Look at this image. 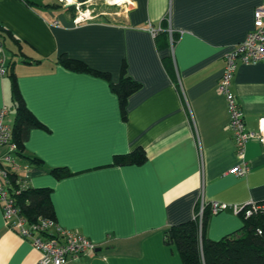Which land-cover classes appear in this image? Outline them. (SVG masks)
<instances>
[{"label":"crops","instance_id":"1","mask_svg":"<svg viewBox=\"0 0 264 264\" xmlns=\"http://www.w3.org/2000/svg\"><path fill=\"white\" fill-rule=\"evenodd\" d=\"M95 1L0 0L12 75L0 78V110L8 107L5 120L12 124L13 77L41 124L23 146L39 164L29 167L28 187L49 189L53 220L96 245L67 264H182L164 233L193 219L201 200L237 207L264 202V146L249 140L248 172L231 173L241 163L217 91L225 55L246 38L264 0H128L130 7L104 9ZM76 8L99 16L75 24ZM148 24L165 32L152 37ZM73 61L107 78L78 70ZM124 66L140 84L125 118L110 88ZM230 90L245 129L257 133L264 63H238ZM138 148L146 153L142 165H112L115 156ZM57 168L70 175L56 179L50 170ZM242 226L232 210L210 214L205 236L218 241ZM39 260L6 225L0 207V264Z\"/></svg>","mask_w":264,"mask_h":264},{"label":"built area","instance_id":"2","mask_svg":"<svg viewBox=\"0 0 264 264\" xmlns=\"http://www.w3.org/2000/svg\"><path fill=\"white\" fill-rule=\"evenodd\" d=\"M107 3L116 7L131 6L128 0L115 4L107 0ZM94 11L95 9L82 10L76 8V16L73 22L78 24L96 20L99 14ZM147 31L152 37H155L159 29L156 30L151 24H148ZM168 31L171 34V29ZM224 60L225 66L217 86V91L225 99L229 126L234 139L236 154L241 163V166L234 167L231 173L242 177L249 170V165L244 161L246 143L249 140L255 139L264 146V119L260 120L257 133L247 131L245 129L243 113L230 90V85L238 63L243 65L264 63V8L254 10L252 29L246 38L235 46L233 51L225 55ZM6 69L4 47L0 42V78L6 76ZM8 113V107L3 106L0 110V207L4 222L11 230L16 231L23 240L28 241L33 249L40 253L39 264H67L95 251L96 245L89 239L75 231L62 228L52 219H39L37 222L30 224L19 215L14 200L10 196L9 175L17 173L20 176L18 180L20 188L24 189L28 186L26 174L29 171V166L18 159L16 146L11 142L12 127L5 120ZM206 205L201 200L198 212L199 223ZM209 207L213 215L226 210H232L236 215L243 212L246 217H249L258 211H264V203L254 202H248L241 207L212 202L209 204Z\"/></svg>","mask_w":264,"mask_h":264},{"label":"trees","instance_id":"3","mask_svg":"<svg viewBox=\"0 0 264 264\" xmlns=\"http://www.w3.org/2000/svg\"><path fill=\"white\" fill-rule=\"evenodd\" d=\"M109 6L107 8H111ZM114 7V6H113ZM0 26V41L4 44L5 33ZM161 31L156 38L161 35ZM167 33V32H166ZM60 62L67 66L69 61L61 57ZM78 70H85L94 75L107 78L106 75L88 70L81 63L73 61ZM11 65H7L6 76H10ZM10 103L14 112L11 124V142L16 146L18 159L30 167L34 164L39 166L36 158L24 155V143L32 129L41 128V124L34 118L25 106L20 95L15 79L12 77L10 82ZM112 92L118 98V103L122 117L126 116V105L128 98L140 88V84L132 80L126 74L125 66L122 68L120 79L116 84H110ZM146 160V153L142 148H138L126 155L115 156L113 166L123 165H142ZM50 173L56 178L61 179L70 174L64 169H51ZM10 196L13 198L15 207L20 216L25 218L28 223L37 222L39 219L53 220V207L50 201L49 189H36L26 187L20 188L17 173L10 175ZM264 203V202H262ZM199 207L195 209L193 219L169 227L164 233V240L167 245H174L181 259L182 264H264V211L246 217L243 212L238 216L243 221L240 232L236 235L225 236L221 240L211 241L205 236L207 220L211 214L209 205L203 209L202 218L199 223Z\"/></svg>","mask_w":264,"mask_h":264},{"label":"rangeland","instance_id":"4","mask_svg":"<svg viewBox=\"0 0 264 264\" xmlns=\"http://www.w3.org/2000/svg\"><path fill=\"white\" fill-rule=\"evenodd\" d=\"M95 2L97 3L98 7L101 9L111 6L109 3H107V0H96Z\"/></svg>","mask_w":264,"mask_h":264},{"label":"water","instance_id":"5","mask_svg":"<svg viewBox=\"0 0 264 264\" xmlns=\"http://www.w3.org/2000/svg\"><path fill=\"white\" fill-rule=\"evenodd\" d=\"M85 4H81L80 7L84 6Z\"/></svg>","mask_w":264,"mask_h":264}]
</instances>
